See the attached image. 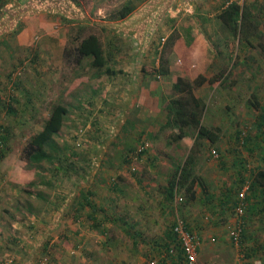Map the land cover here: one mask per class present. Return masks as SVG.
I'll return each instance as SVG.
<instances>
[{"label": "rangeland", "instance_id": "1", "mask_svg": "<svg viewBox=\"0 0 264 264\" xmlns=\"http://www.w3.org/2000/svg\"><path fill=\"white\" fill-rule=\"evenodd\" d=\"M75 1L0 0V264H146L164 248L166 227L183 220L186 211L198 212L200 195L210 194L211 204L217 207L216 186L221 181L216 173L222 162L211 152L218 148L228 163L232 158L251 162L256 153L248 151L246 143L252 144L256 133L264 134V0H250L256 4L255 15L261 17L259 35L251 40L230 35L218 22L203 24L211 45L220 51L218 61L227 64L213 76L225 71L217 82L195 88L207 107L203 123L213 124L224 115L236 129L233 142L223 129L215 144L196 136L175 142L173 135L180 132L162 129L166 104L173 98L172 85L186 72L181 70L180 55L170 47L175 34L165 37L154 26L156 20L151 22L155 34L148 38V53L135 61H142L141 82L147 76L151 82L145 101L113 102L107 91L111 83H105L111 77H103L100 84L91 80L94 71L67 67L56 58L54 49L73 45L81 28L85 36H98L106 53L118 47L136 48L138 40L132 38L109 40V27L119 21L116 11L125 4L139 8L150 0ZM176 25L174 33L186 27ZM111 59L117 76L113 82L127 74L123 69L134 68L125 58ZM161 70H169L168 75ZM91 86L99 90L97 95L93 96ZM59 102L70 106L57 138L65 152L55 165L42 164L48 184L40 185L23 150ZM246 128L249 132L243 135ZM190 156L192 177L171 198L169 182ZM256 175L249 176V185ZM191 184L193 192L187 191ZM241 184L236 190L242 189ZM259 185L251 194L264 188ZM83 195L94 210L86 206ZM224 206L230 215L221 219V226L228 228L239 218L232 203ZM262 207V218L256 223L264 226ZM91 212L102 228L90 219ZM254 232L259 235L257 253L262 255L264 236ZM215 239L204 247L206 253L226 252L221 255H234L245 263L250 247L243 245L238 251Z\"/></svg>", "mask_w": 264, "mask_h": 264}, {"label": "crops", "instance_id": "2", "mask_svg": "<svg viewBox=\"0 0 264 264\" xmlns=\"http://www.w3.org/2000/svg\"><path fill=\"white\" fill-rule=\"evenodd\" d=\"M226 1L228 0H155L154 2L153 0H150V5H147L148 2L143 7L136 8L127 18L110 24L109 31L111 32V36L109 40L113 39V37L121 38L122 40L123 38H132L133 41L138 40L136 41V48L126 50L125 47H118L115 51H109L115 61L125 58L126 61L129 62H127L128 66H134V68L130 67L123 69L127 74L124 75V77L119 78L118 81L113 82L115 80L114 78L117 77L116 75L112 76V79L105 81L107 85L111 83L107 88V91L110 93V100L117 103L124 101L127 103H133L138 100L141 102L147 99L144 97L150 93L147 91V86L151 82L148 81L150 80L148 76L143 77L144 81L141 82L144 73L141 72L139 64L142 61H135L139 60L143 54L145 55V52L148 53L147 50L150 47L148 44V38L151 40L155 34L151 22H155V20L156 22L154 23V26L160 27L159 30L161 33L164 31L166 35L165 37L169 38L171 34H175L171 36L174 37L172 38L170 47L172 51L180 55L182 61L181 70H185L186 72V74L178 77L193 83L199 76H203L207 79V82L203 86L209 85L210 83L208 81L213 78L216 71L227 69V64L218 61V53H220V51L217 52L211 45L207 34H205V31L202 28L203 24L218 22L224 29L229 31L230 35H232L230 30L221 22L223 10L220 11V9ZM254 5L256 4L250 3V0H246L239 6H246L248 10H254ZM168 18H170L169 21ZM177 23L184 24L186 27L183 28L181 32L178 30L177 33H174L177 28ZM144 38L147 39V42L142 40ZM65 47V44H63V46L60 47L61 49H54L56 58L59 62H63ZM121 54L123 55L119 56ZM185 75H189V79H186ZM101 80H99L98 83L101 84ZM221 82L222 80L218 82L219 85ZM142 87L143 90H138ZM224 118V115L218 117L213 124H205V126L217 128L220 133H223L224 130H228L230 136L227 140L233 142V140L236 139L234 137L236 129L234 128L231 119L227 122ZM238 139L240 140V137ZM255 139L256 140H254L252 144L251 142L246 143L248 151L252 152V149H254L256 153L254 159L248 163H246V161H237L234 158L230 159L228 163V160L222 156L221 150L215 148L220 154L217 161L222 162L221 164L218 163L221 167L218 169L219 173H216L218 174V182L221 181L216 186V192L218 194L217 198L219 199L217 207L215 204H211L214 197L210 194H204L198 197L201 205L198 206L197 210L201 213L198 214V212L195 211H186L184 214L183 221L185 222L187 230L198 236L201 241L199 261L197 264H242L241 262L243 260L239 259V261L234 255H221L226 254V252L218 255L206 253L204 247L210 244L211 238L217 237L218 241L225 242L227 247L234 250L238 249V247H235L236 245L234 246L230 243L228 238L229 228L231 226L230 229L236 227L238 219L229 225L228 228L221 226V219L227 218L230 215L229 211L224 208V203H232L234 205L235 213V205L238 206L240 202V194L243 190L244 184L249 182V176L252 177L261 171H264V134L261 132H258V134L256 133ZM224 151H226L225 148ZM226 153L227 155L229 154L228 152ZM239 183H242V189L240 191L239 188L236 190V186H238ZM205 193L207 192L205 191ZM235 199H237V201ZM263 200L264 188L259 189L255 194H251V192L247 194V210L242 219V247L243 245H246V247H250L251 249H247V251H250H248L249 254L246 255L244 264H264V239L262 238L260 240L261 246H263L262 255H260L257 253L256 249L258 246L257 239L259 235L258 232H254V230H259L260 235L264 236V226L261 225L260 222L256 223V219L260 220L262 218L261 213L263 211L260 209L264 204ZM173 226L174 225L171 227L167 226L165 229V236L163 235L162 238H164L163 240L167 238V241L165 240V244L163 245L164 248H162L160 254L171 244L169 237L171 236L170 232L172 231ZM168 228H170V232L166 233ZM160 254L156 255L154 258L158 257ZM181 263L182 259L178 254L175 259V264Z\"/></svg>", "mask_w": 264, "mask_h": 264}, {"label": "trees", "instance_id": "3", "mask_svg": "<svg viewBox=\"0 0 264 264\" xmlns=\"http://www.w3.org/2000/svg\"><path fill=\"white\" fill-rule=\"evenodd\" d=\"M72 1L74 2L75 0ZM74 4H76V1ZM135 9V5L127 3L116 11V18L119 20L125 19L131 15ZM222 12L221 22L230 30L232 34L240 35V37L244 40H251L255 36L259 35V20L261 17L255 15L253 10H248L246 6L241 7L238 4H233L227 9H224ZM85 32H83V29L81 28L72 43L73 45L65 48L63 55L65 65L67 67L77 66L76 68L82 71H85V69L94 71L93 75H91L92 81L100 80L105 76H115L116 71L112 68L113 65L111 64V55L109 56L110 53H106L105 46L101 39L94 34L85 36ZM224 72L225 71H222L220 76L212 78L208 82L210 84L217 82V80L224 75ZM160 73L168 75L169 70H161ZM76 78L77 77L74 79ZM206 82L207 79L203 76H199L193 83L178 77L173 84L171 89L173 98L168 102V104H166L165 109L167 111V121L163 125L162 129H173L179 131V134L175 133L173 135V140L175 142H179L192 136H196L198 140H207L212 144H215L220 139L219 129L208 128L204 125L203 117L207 109L206 103L195 94V88L202 87ZM89 89L91 90L93 96L99 93V90L93 88L92 86ZM262 111H264V108H262ZM69 113L70 106L62 102L55 104L52 107L50 115L45 121L42 130L30 139L29 143L23 150L24 159L27 162L29 169L36 171V175L39 177L40 185L48 184L43 172L41 171L42 164L48 163L50 165H55L56 162L64 156L65 147H61L57 138L60 136V132L65 125V121L68 119ZM262 118L263 122L264 114H262ZM241 134L242 133H240V136ZM3 141H7L4 136ZM189 158V161L176 172L174 179L169 182L170 186L167 191L171 198L175 197L177 188L186 187L192 177L193 165L191 163L193 158L192 156ZM259 184L264 186V172H260L258 174L256 181L250 185V191H254L257 185L260 186ZM33 185L35 184L31 183V186ZM192 188L193 184L187 187V191L193 192ZM83 196H85L83 199L87 204L86 206H91V210H94V206L90 202L89 198L86 197V195ZM190 199H194V194L191 195ZM235 206L237 207V205ZM94 214L95 213L92 212L90 213V219L94 221L98 226L97 228L100 229L102 228V225L100 227V224L96 222L97 219L94 217ZM170 234V243H176L177 239L173 233V229ZM179 253L181 252L179 251ZM180 256L184 261L182 255Z\"/></svg>", "mask_w": 264, "mask_h": 264}, {"label": "built area", "instance_id": "4", "mask_svg": "<svg viewBox=\"0 0 264 264\" xmlns=\"http://www.w3.org/2000/svg\"><path fill=\"white\" fill-rule=\"evenodd\" d=\"M245 0H228L225 3L223 8L227 9L233 4L241 5ZM246 128L243 130V135H246L249 131ZM212 156L216 159H219L220 154L217 150H213L211 152ZM250 191V185L247 183L244 185L243 190L240 194V202L236 208V214L239 218L238 224L236 227L230 229L229 231V239L230 241L236 245L237 247H242L243 242V217L246 214L247 210V194ZM182 201V199H181ZM173 233L176 236L177 242L171 243L164 251L156 258L149 260L146 264H175V259L177 255H182L184 261L182 260L181 264H197L199 249L201 245L200 238L193 233H190L185 225L183 220L177 219L174 227ZM212 242H216L215 237L212 238ZM179 251L181 253H179Z\"/></svg>", "mask_w": 264, "mask_h": 264}]
</instances>
